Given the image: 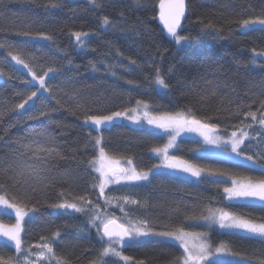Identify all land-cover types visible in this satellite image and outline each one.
<instances>
[{
  "label": "trees",
  "instance_id": "16d2710c",
  "mask_svg": "<svg viewBox=\"0 0 264 264\" xmlns=\"http://www.w3.org/2000/svg\"><path fill=\"white\" fill-rule=\"evenodd\" d=\"M46 2L0 0V42L15 45L26 41V52L37 59L24 58L36 65L38 73L45 65L61 68L59 73L50 75L49 83L53 87L63 88L69 93L74 88L81 90L78 97L70 99L65 96L67 106L52 113L53 118L61 121L64 127L48 126V130L58 137L64 155V159L48 161L57 179L46 189L38 188L32 192L38 177L18 183L11 174L0 172V185H4L3 191L7 192L9 199L16 197L17 202L25 201V193H28L32 199L27 202L35 204L38 209L25 218L21 233L23 246L40 243L42 235L52 239V233L59 229L60 237L53 244L56 255L66 257L72 264H89L101 248L96 229L88 224L91 214L63 212L49 206L63 200L80 203L76 198L85 196L120 223L127 225L129 220L133 223L146 220L158 231L183 228L194 233L204 232L213 246L224 242L233 252L239 253L235 259L252 258L247 260V264H259V259L264 258V242L238 232L228 234L215 226L209 228L207 222L199 218L201 214L207 215V209L212 208L256 221L264 220V202H229L223 191L230 186L229 177L264 178L254 165L195 153L197 142L183 138L172 150V155L197 166L222 170L229 176L220 177L222 182L215 184L157 172L149 177V181L112 184L105 189L108 196L127 195L140 201V204H123L122 200L113 199L111 205L105 206L104 198L99 197V188H93V177L98 176L87 163L96 157V146L93 141L89 147H83L90 126L83 125L82 113L78 119L77 115L71 114L68 106L80 99L93 112L100 114L135 107L138 99L150 105L152 114L181 111L189 106L198 119L211 118L210 122L218 125L222 136L227 137L238 128L248 131L250 139L245 141L244 152L255 158L257 151H264V138L258 137V144L251 137L264 129L253 123L250 117H245L244 113L249 110L247 107L241 108L239 113H236V107L243 103L251 105L252 111L259 108L258 100L252 103L256 99L252 93L264 90V64L260 63L264 60L257 57L255 67L249 61L253 49L264 51V29L241 31L239 21L264 15V0H186V17L181 22L179 33L192 39L181 46H177L158 24V0H144L143 7H137L132 0H101L103 7L99 9L88 4V0H62L60 8L47 10L44 7ZM102 16H107L117 27L105 28L101 24ZM209 22L213 28L202 31L203 24ZM29 23L33 24L34 30L51 34L53 41L27 40L17 35ZM131 25H137L139 30H129ZM77 30L90 33L82 49L70 37V32ZM117 50L120 55H117ZM126 58L135 59L136 64L131 65ZM68 59L72 61L71 66L67 64ZM92 64L96 65V70L92 69ZM9 65L15 67L7 55V48H2L0 70L5 75L0 80V109L5 102L18 101L17 91L28 89V85L22 83V80L29 81L28 75L16 67L15 72H10ZM209 65L215 71L206 72ZM106 66H114L116 74L112 75ZM156 67L164 72L169 89L149 86ZM169 67L174 71L168 72ZM202 76L219 83L207 84ZM193 88L203 89L204 92L196 94ZM213 88L214 95L211 94ZM205 94L206 98L201 99ZM248 124L252 127H247ZM33 126L37 129L44 127L40 121L17 120L11 114L0 121V168L9 162L12 150L17 148L16 138L26 136ZM97 135L102 136L101 146L109 156L131 159L137 171L152 168L158 159L150 149L153 146L163 147L166 142L163 134L123 122L105 126L99 133L93 130L92 136ZM74 141H79L80 147ZM73 148H76L75 152ZM260 162L264 163V160ZM61 192L63 196L59 195ZM121 205L127 215L120 211ZM0 220L13 222L9 215L0 214ZM142 240V243L131 241L123 247L116 246L124 255L133 257L129 264L140 260H144L145 264H169L173 257L183 252L179 245L164 238ZM31 251L35 253L39 250L33 247ZM0 254L17 255L13 247L1 240Z\"/></svg>",
  "mask_w": 264,
  "mask_h": 264
},
{
  "label": "snow or ice",
  "instance_id": "6c2138e0",
  "mask_svg": "<svg viewBox=\"0 0 264 264\" xmlns=\"http://www.w3.org/2000/svg\"><path fill=\"white\" fill-rule=\"evenodd\" d=\"M132 2L137 7L145 6L144 0H132ZM88 4L97 9L103 7L101 0H88ZM61 6L62 0H47L44 5L46 10L60 8ZM158 9L159 21L163 24V28L173 39L174 43L177 46L187 44L192 38L179 33L181 22L186 17V0H158ZM122 15L123 12H121ZM239 23L245 30L254 31L257 25L264 28V15L243 19ZM101 24L105 28L109 26L112 28L117 27V24L110 21L107 16L101 17ZM211 28H213V25L209 22L203 24L202 31ZM129 30L138 31L139 29L137 25H131ZM17 35L25 37L27 40L50 42L54 39L49 33L34 30L32 23L27 24L25 29L19 31ZM89 35V32L82 30L70 32V37L74 38L76 46L81 49L84 48V40ZM27 47L26 41L15 45L0 42V49L7 48V55L11 57L12 61H15V65L26 70L27 75L31 77L30 81L22 80V83L28 85V89L15 93L19 97L18 101L5 102L3 108L0 109V121L6 115L11 114L17 120H24L26 118L29 121H40L44 127L37 129L33 126L26 136L16 138L15 143L17 144V148L12 150L13 155L11 159L3 168H0V172L11 174L13 178L17 179L18 183L26 182L27 178L38 177L35 185L31 188V191L35 192L38 188L46 189L57 179V175L54 173L53 168L48 165V161L50 159H64L58 137L54 132L48 130V126L50 125H55L57 128H62L64 125L61 121L54 119L52 113L58 111L59 108L67 106V101L64 100L65 96H68L70 99L78 97L81 90L74 88L69 93L63 88L53 87L49 83L51 79L50 74L55 75L59 73L61 68L54 65H45L41 67V71L38 73L36 65L24 58L25 56H29L31 60L37 59L32 53L26 52ZM117 55H120L119 50H117ZM257 57H264V51L253 49V56L249 61L253 67L258 63ZM126 59H129L131 65L136 64L135 59ZM260 63L264 64V61H260ZM67 64L71 66L72 61L68 59ZM91 67L93 70H96L95 64H92ZM113 67L106 66V70L115 75ZM16 70L15 67L9 65L10 72H15ZM173 71L174 69L169 67L168 72ZM208 71H215V69L209 65L206 68V72ZM3 75L5 73L3 70H0V76ZM201 79H205V83L207 84L219 83V81L207 80L205 76H202ZM129 83L132 82L129 81ZM153 85L158 89L167 90L170 88L160 67L155 68L152 78L149 80V86ZM193 92L200 94L204 90L193 88ZM211 94H215V88L212 89ZM206 95H202L201 99L206 98ZM252 95L256 96V99L252 103H256L257 100L259 102L257 111H252L251 105L242 103L236 107V113H239L241 108L247 107L249 110L244 113L245 117H250L253 123H258L261 129H264V111H262L264 110V90L260 93H252ZM135 105V107L125 108L122 111L116 110L107 114L93 112L80 99H76L73 105L68 106L71 114L77 115L78 119L80 118L79 114L82 113L83 125L92 126L88 130V139L83 144V147H89L94 141L95 146L99 148L98 157L88 160L87 163L94 172L99 174L98 178L93 177V188H99V197L104 198L105 206L111 205L113 199L117 201L122 200L123 204H140V201L131 199L127 195L115 198L108 196L105 189L110 184L121 185L122 183L132 184L138 181H149L150 175L162 168L186 173L198 180L215 184L222 182L219 179L220 177L229 176L228 173L222 170L197 166L175 155H170L169 149L176 145L177 137L183 132L196 133L202 137L205 145L214 146L226 154H234L236 157L250 162L255 166V170H259L262 176H264V163L260 162L264 160V151H257L255 158L244 152L245 141L250 139L249 132L244 130V128L232 131L230 136L225 137L219 134L218 125L210 122L211 118L198 119L192 114V109L189 106H186L181 111L152 114L149 110L150 105L147 102L138 99ZM257 112L260 113L259 116ZM140 113H142V117ZM121 118L131 120L134 124H141L143 118L148 125L168 133V141L163 147L153 146L150 149L152 153L161 158V163L154 165L147 171H137L134 166H131L133 164L131 159L127 160V164L131 167L121 166L120 160L109 156L105 149L100 147L102 136H92V131L95 130L99 133L103 127L111 126ZM247 127L251 128L252 124H248ZM61 134L63 135V132ZM258 137L264 138V131L258 132L251 139H256L259 144L260 139ZM74 143L77 147H80L79 141H74ZM72 151L75 152L76 148H73ZM229 178L231 179V187L223 189L229 202L240 200L264 202V178H254L251 176L245 177L242 180ZM3 188L4 185H0V209L5 212L10 210L14 213L15 223L12 225L0 224V237L12 242L17 255L5 256L0 254V264H41V262H46V264H72L66 257L57 256L54 251L53 244L60 237L59 229L52 233V239L42 235L40 243L26 247L23 246L21 233L24 231L25 217L29 216L30 212L34 213L38 209L35 204L30 205L27 202L32 199L30 194L25 193L27 199L17 202L16 197L9 199L7 192L3 191ZM59 195L63 196L64 193L61 192ZM76 199L80 203L63 200L62 202L52 203L49 206L63 212L72 210L76 213L86 212L91 214L88 224L91 228L96 229V235L101 242V248L97 252L96 257L89 261V264H121V262L129 264L133 260V257L124 255L120 247L125 246L126 241L142 243V238L147 239L151 237L175 241L183 249V252L173 257L169 261V264H247V260L252 259H235L240 255L239 253L233 252L229 245L224 242L213 246L206 239L207 233L189 232L183 228L158 231L153 229L146 220H139L135 223L129 220L127 225L117 223V219L103 212L98 203L93 205V202L85 196ZM86 205H92V207H86ZM120 211L127 215L123 205L120 206ZM207 212V215L201 214L199 218L207 222L209 228L218 226L219 229L225 230L228 234L242 232L247 234L249 238L259 239L261 242H264V220L256 221L224 209L208 208ZM192 237L199 239L201 242L198 244L190 243L189 238ZM33 247L39 251L33 253L31 251ZM33 257L35 258L33 259ZM220 257H232L233 259L221 261ZM136 264H145V261L140 260ZM259 264H264V258L259 259Z\"/></svg>",
  "mask_w": 264,
  "mask_h": 264
},
{
  "label": "rangeland",
  "instance_id": "374dc122",
  "mask_svg": "<svg viewBox=\"0 0 264 264\" xmlns=\"http://www.w3.org/2000/svg\"><path fill=\"white\" fill-rule=\"evenodd\" d=\"M256 28H262L261 26H259V25H257L256 26ZM264 29V28H263ZM240 30L241 31H245V29H243L241 26H240ZM37 41H43V40H37ZM9 57V59L11 60V57L10 56H8ZM263 60H264V57H261ZM11 62L13 63V65L16 67V68H18V69H20L21 71H23V72H25L26 74H27V72H26V70H24L22 67H20V66H17V65H15V61H12L11 60ZM51 75V74H50ZM28 78H29V81L31 80V77L28 75ZM2 79V76H0V80ZM140 115H141V117H142V113H140ZM116 122H123V123H125V124H128V125H131V126H134V127H144V128H147V129H149V130H152V131H154V132H156V133H159V134H163V135H165L166 136V142H165V144L167 143V141H168V133H165V132H163L162 130H159V129H155L154 127H152V126H150V125H148L147 124V122H146V120H143V118H142V122H141V124H134V123H132V121L131 120H127V119H123V118H121V119H118ZM90 126V125H89ZM90 127H92V126H90ZM240 128H238V129H236V130H234V131H238ZM245 130V129H244ZM232 132V131H231ZM231 132H230V134H231ZM219 134H220V131H219ZM221 135V134H220ZM230 136V135H229ZM183 138H186V139H191V140H194V141H196L197 142V146H196V148H195V150H194V152L195 153H199V154H205V155H212V156H218V157H222V158H227V159H231V160H235V161H238V162H241V163H246V164H250V165H253V164H251L250 162H248V161H245V160H243V159H241V158H239V157H236L234 154L233 155H229V154H226L224 151H222L221 149H219V148H216V147H214V146H211V145H205L204 143H203V139H202V137H200L198 134H196V133H188V132H183V133H181V135L179 136V137H177V140H176V145L173 147V148H171V149H169V154L170 155H172L171 154V152H172V150L177 146V143H178V141L180 140V139H183ZM100 147H102L101 145H100ZM154 154V153H153ZM98 155H99V148L96 146V157L95 158H97L98 157ZM156 157H157V162L154 164V165H156V164H159V163H161V158L160 157H158L156 154H154ZM94 158V159H95ZM118 160H120V162H121V166H124V167H131V166H134L133 164L131 165V166H129L128 164H127V160L128 159H126V160H121V159H118ZM158 172H167V173H170V174H175V175H179V176H182V177H185V178H195V177H191L190 175H188V174H186V173H182V172H178V171H174V170H170V169H160ZM96 173V172H95ZM157 173V172H156ZM96 175L99 177V174L98 173H96ZM152 175V174H151ZM150 175V176H151ZM195 179H197V178H195ZM235 179H237V180H242L243 178H235ZM231 180V179H230ZM138 182H141V181H138ZM110 185H112V184H110ZM229 187H231V182H230V186ZM260 202V201H259ZM60 211H62V210H60ZM68 212H73L72 210H68ZM0 214H2V215H9V216H11L12 218H13V222L12 223H5V222H2L1 220H0V224H6V225H12V224H14L15 223V215H14V213H12L10 210L8 211V212H5L4 210H2V209H0ZM30 214V213H29ZM26 218V217H25ZM215 227H217L218 228V226H215ZM219 229V228H218ZM221 230V229H220ZM238 233H240V234H243V235H247V234H245V233H242V232H238ZM248 236V235H247ZM143 239V238H142ZM0 240L1 241H3V242H5V243H7L8 245H10L11 247H13L14 248V245L12 244V242H10V241H6V239L5 238H3V237H0ZM170 241V240H169ZM172 242H174V243H176L175 241H172ZM189 242L190 243H192V244H198V243H200L201 241L199 240V239H197V238H195V237H192V238H189ZM177 244V243H176ZM178 245V244H177ZM182 249V248H181ZM183 250V249H182ZM220 260H222V261H226V260H231V259H233L232 257H220L219 258Z\"/></svg>",
  "mask_w": 264,
  "mask_h": 264
},
{
  "label": "water",
  "instance_id": "95a60500",
  "mask_svg": "<svg viewBox=\"0 0 264 264\" xmlns=\"http://www.w3.org/2000/svg\"><path fill=\"white\" fill-rule=\"evenodd\" d=\"M158 14H159V9H158ZM183 21V20H182ZM157 22H158V24L160 25V27H162L163 28V24L159 21V15H157ZM164 29V28H163ZM165 30V29H164ZM165 32H166V30H165ZM117 223H120V222H118L117 221ZM127 242V241H126Z\"/></svg>",
  "mask_w": 264,
  "mask_h": 264
}]
</instances>
